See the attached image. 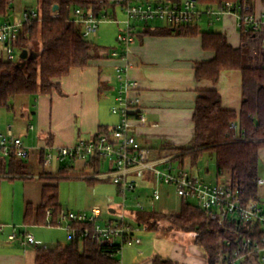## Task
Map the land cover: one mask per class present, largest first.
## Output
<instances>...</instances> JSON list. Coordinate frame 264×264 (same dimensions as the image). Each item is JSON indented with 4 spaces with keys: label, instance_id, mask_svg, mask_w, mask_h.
<instances>
[{
    "label": "trees",
    "instance_id": "trees-1",
    "mask_svg": "<svg viewBox=\"0 0 264 264\" xmlns=\"http://www.w3.org/2000/svg\"><path fill=\"white\" fill-rule=\"evenodd\" d=\"M206 9L225 10L224 4L232 3L230 11L247 4L254 13L256 0H197ZM264 4V0H260ZM57 6L56 10L53 7ZM114 0H42L39 20L25 23L18 36L17 49L34 53L19 65L0 58V108H8L10 99L16 96L50 95L61 93L60 80L74 68H85L98 58L99 46L83 35L82 27L75 24L76 10L90 11L99 18L107 12L115 18ZM112 9V14L108 9ZM10 0H0V22L8 21ZM261 24V23H260ZM148 28L149 24H143ZM136 25L133 27L135 35ZM241 45L232 48L224 35L218 32L199 33L196 26L171 27L164 24L156 27L155 35H177L192 37L201 34L202 48L214 52L211 61L195 66V79L216 83L224 70L241 73V106L239 111L226 110L215 90H202L195 101L192 115L194 133L187 147L172 148L179 159L189 156L192 162L209 154L215 163L216 178L230 183L244 202L258 200L259 152L264 148V32L261 26L253 30L239 26ZM235 122L238 130L230 124ZM107 129L100 128L97 134ZM95 134V135H97ZM24 161L11 158L0 163V175H24ZM71 168V167H69ZM67 166L59 168V174L51 177L52 184L45 185L42 203L35 209L26 206L24 221L30 225H45V212L52 210L51 225H55L62 210L58 202V180L81 178L80 174H69ZM13 179V178H11ZM88 184L97 181L87 180ZM0 178V189H1ZM1 191V190H0ZM135 221L147 231L160 228L168 232L191 233L193 243L203 249L207 264H215L220 252L236 250L242 240L251 238L260 249H264V229L260 224L244 221L218 223L210 220L205 212L191 203H180L177 213L136 212ZM91 225L79 224L81 230ZM230 242V247L226 242ZM257 258V255H255ZM36 264H119L117 245L111 241L97 242L89 237L77 236L66 245L39 249ZM152 264H179L160 256Z\"/></svg>",
    "mask_w": 264,
    "mask_h": 264
},
{
    "label": "crops",
    "instance_id": "crops-1",
    "mask_svg": "<svg viewBox=\"0 0 264 264\" xmlns=\"http://www.w3.org/2000/svg\"><path fill=\"white\" fill-rule=\"evenodd\" d=\"M10 1L9 13L13 15L15 1ZM21 12L14 13L12 17L8 14V20L19 19ZM113 13L116 16V12ZM254 16L260 21L261 31L264 32V4L260 0L255 1ZM160 25L158 22L149 24L148 28L136 25L134 43L126 56L122 45L106 51L98 45L97 59L85 68L72 69L60 80V94L35 95V110L28 121L20 118L11 123L13 133L29 149V158L32 156L33 161L29 164L24 161V175L0 176V264H36L40 248L22 245L23 233L32 235L37 242L48 248L59 244L53 240H49L50 247L43 244L45 239L38 230L48 226L37 225L33 219L30 225L24 221L26 206L30 205L32 209L39 206L42 203L43 187L52 184V174L46 172L45 168H51L54 164L44 166L42 150L46 146L65 147L77 140H89L100 128L108 129L119 123V116L111 111L119 87L116 79L118 69L126 70L128 79L138 85L131 95L139 97L146 119L144 125L134 129L138 142L162 154H176L171 151L172 148L187 147L191 142L194 133L192 115L200 91L215 90L221 97L224 109L239 111L240 71L224 70L216 83L210 80L197 81L196 64L211 61L214 52L202 48L201 34L185 37L145 33L153 32ZM197 29L199 33H221L232 48L241 45L238 20L231 12L202 16ZM98 36L97 29L92 38ZM113 52L117 54L116 57L112 56ZM2 127L4 125L0 129ZM205 155L200 156L196 162L187 156L182 158L181 163L192 170L193 166L197 167L203 161ZM199 172L209 174L207 169ZM260 174H264V148L259 152V178L264 179ZM215 179V182L218 181L216 175ZM13 231L16 238L10 240ZM163 243L155 244L149 239L147 242L141 240L140 244L133 247H124L118 255L119 264H152L155 256L179 264H207L205 252L194 243L188 245L185 252H182V246L172 245L169 248L168 244Z\"/></svg>",
    "mask_w": 264,
    "mask_h": 264
},
{
    "label": "built area",
    "instance_id": "built-area-1",
    "mask_svg": "<svg viewBox=\"0 0 264 264\" xmlns=\"http://www.w3.org/2000/svg\"><path fill=\"white\" fill-rule=\"evenodd\" d=\"M119 6L125 19L120 23L124 26L116 40L123 46L124 55L134 43L133 27L138 24L161 23L171 27L196 26L202 16H214L231 12L236 15L238 26H248L257 30L260 21L251 13L250 6H238L230 11L232 3H225V10L206 9L197 0L161 1V0H114ZM104 12L99 18L90 11L76 10L74 23L82 27L86 38L97 33L98 25L102 21H115ZM39 20V12L23 10L20 18L14 21L0 22V58L5 62L19 65L22 62V52L17 49L18 36L23 25L29 21ZM113 57L117 54L113 52ZM125 69V68H124ZM116 79L119 87L115 103L111 108L113 114L119 116V123L89 140H77L74 144L65 147L46 146L42 150L44 166L58 164L70 165L73 162L83 161L91 174H80L83 179L94 181H108L114 184L123 202L119 206V216L114 219L103 217L99 207L92 208L90 214L61 210L55 225H51L52 210L45 212V222L48 227H57L67 233V241L71 242L77 236H91L97 242L111 241L117 245V256L124 247H133L140 244V233L145 230L135 221L136 212L146 211L134 197V207L137 211H128L126 207L127 194L134 193L139 187L150 189L149 200L157 202L161 199L160 187H172L180 203H191L200 208L210 220L224 223L226 221H244L260 224L264 229V179L257 180L259 187L258 200L244 202L239 192L230 183L222 180L214 184L193 175L181 163L179 154H162L142 146L135 135V128L144 125L146 119L143 107L137 95V82L128 79L126 70L118 69ZM233 130H238L235 122L230 124ZM30 151L23 145L11 126L0 132V159L11 158L27 160ZM177 164V166L175 165ZM69 167L73 168L71 164ZM3 176V175H0ZM169 196V192L166 193ZM110 213L114 211L110 210ZM90 224L89 228L80 229L79 224ZM2 227L0 226V230ZM16 234L9 236L10 240ZM22 245H32L40 249H47L32 235L23 233ZM226 245L230 247V242ZM257 255V258H255ZM215 264H264V249H260L251 238L242 240L236 250L220 252Z\"/></svg>",
    "mask_w": 264,
    "mask_h": 264
},
{
    "label": "rangeland",
    "instance_id": "rangeland-1",
    "mask_svg": "<svg viewBox=\"0 0 264 264\" xmlns=\"http://www.w3.org/2000/svg\"><path fill=\"white\" fill-rule=\"evenodd\" d=\"M15 1V14H19L23 10H33L39 11L40 3L42 0H14ZM12 4V3H11ZM109 13L112 14V9H108ZM11 12V10H10ZM115 20L120 23L125 19V15L122 13L119 6H115ZM12 13H9V16H13ZM140 25V24H138ZM123 25L120 23L116 25L115 21H102L98 25V34L97 38H92L91 36L87 38L89 41L93 42L96 45H101L103 49L110 50V48H116L120 45L116 38L118 34L122 31ZM118 48V47H117ZM34 54V53H33ZM29 52V55H33ZM35 110V97L34 96H16L10 99L8 103V108H0V126L2 127L1 132H5L6 128L14 120H19L20 118L29 119L31 113ZM117 116V115H116ZM15 120V121H16ZM32 123V122H31ZM191 142H189L190 144ZM189 144L187 146H189ZM27 163L33 161V158H28ZM73 165V169L69 168L70 165ZM70 165H67L69 174H91L92 171L85 167L83 161L73 162ZM53 165V164H52ZM177 166V164H175ZM189 167V165L187 166ZM199 170H198V168ZM197 167H192V173L196 177H199L205 180L207 183H215V163L211 155L207 154L204 156L203 161L198 164ZM208 170L209 174H206L204 171ZM200 170H203V174H199ZM45 171L51 173V177H56V174H59V168L55 165L51 168H45ZM261 177H264V174H260ZM161 199L157 202H151L149 200L150 189L147 187H139L134 193L127 194L126 207L128 211H137L134 207V197H139V202L144 205L146 211L156 212V213H177L180 207V201L175 195L174 189L172 187L161 186ZM169 192V196H166V193ZM58 202L62 207V210L80 212L90 214L92 208L99 207L103 213L104 218L114 219L119 216L120 208L119 206L123 202L122 196L116 191L114 184L108 181H97L94 184H88V182L80 178H63L58 180ZM264 204V200H262ZM110 210L114 213H110ZM41 232L43 238V244L50 245L49 240H53L54 243H59L61 245L68 244L67 233L62 229L57 227H42L38 230ZM141 240L147 242L150 239L152 243L168 244L169 248L172 245H177L176 247L182 246V252L187 249L188 245L193 244V234L191 233H178V232H168L164 231L161 228L156 231H142L140 233ZM155 238H157L155 240ZM168 243H167V242Z\"/></svg>",
    "mask_w": 264,
    "mask_h": 264
},
{
    "label": "water",
    "instance_id": "water-1",
    "mask_svg": "<svg viewBox=\"0 0 264 264\" xmlns=\"http://www.w3.org/2000/svg\"><path fill=\"white\" fill-rule=\"evenodd\" d=\"M56 9H57V6H54L53 10H56ZM34 57H35V55H29L27 52H22V54H21L22 61H24L28 58H34Z\"/></svg>",
    "mask_w": 264,
    "mask_h": 264
}]
</instances>
